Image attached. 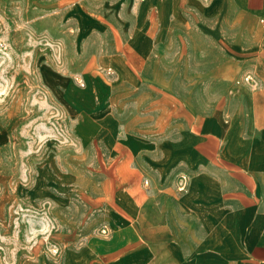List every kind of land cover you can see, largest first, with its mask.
<instances>
[{"label":"crops","instance_id":"crops-1","mask_svg":"<svg viewBox=\"0 0 264 264\" xmlns=\"http://www.w3.org/2000/svg\"><path fill=\"white\" fill-rule=\"evenodd\" d=\"M42 2L71 124L28 184L0 122L1 203L48 232L17 264H264V0Z\"/></svg>","mask_w":264,"mask_h":264},{"label":"rangeland","instance_id":"rangeland-1","mask_svg":"<svg viewBox=\"0 0 264 264\" xmlns=\"http://www.w3.org/2000/svg\"><path fill=\"white\" fill-rule=\"evenodd\" d=\"M51 13L53 8L42 0H0V122L14 127L28 184L32 158L47 155L49 141L58 143L62 130L71 124L59 102L54 107L49 101L47 85L42 83L49 75L48 61L61 60L58 45L49 43L47 18ZM1 199L0 264L25 262L45 246L48 232L33 227L31 212H22L14 202L6 210Z\"/></svg>","mask_w":264,"mask_h":264}]
</instances>
